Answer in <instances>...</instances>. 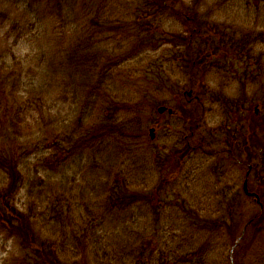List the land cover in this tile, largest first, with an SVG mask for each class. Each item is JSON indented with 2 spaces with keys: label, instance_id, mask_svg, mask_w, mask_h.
<instances>
[{
  "label": "rangeland",
  "instance_id": "1",
  "mask_svg": "<svg viewBox=\"0 0 264 264\" xmlns=\"http://www.w3.org/2000/svg\"><path fill=\"white\" fill-rule=\"evenodd\" d=\"M68 2L73 5L65 10L70 24L61 30L60 17L50 16L52 5L47 0H0V148L16 152L26 175L24 188L15 196L16 208L28 213L33 208L42 234L50 231V221L62 217L52 240L57 242V248L62 245L60 252L72 263L139 264V260L142 264L143 259L151 257L152 264H264L263 222L259 232L246 229L241 250L232 259L235 241L242 236L247 222L263 208L237 187L239 173L245 174L247 166L237 167L217 153L212 156L201 150L188 151L186 155L182 152L183 136H190L192 131L191 141L199 136L210 144L207 152H221L224 145L219 143L226 135L215 129L222 123L224 130L225 124L232 125L229 116H238L237 104L241 105L247 94L249 105L254 106L250 114L259 115L264 70L251 71L257 73L259 81L252 82L251 73L245 86L232 76V71L244 68V62L247 64L250 59L264 64V0H181L177 6L190 7L202 18L209 17L214 28L208 32L209 40L213 48L218 46L217 52L224 45V35L216 23L240 41L236 51L251 54L249 58L244 54L241 58L226 55L227 52L221 55L223 67L230 68L219 67L206 74L210 91L204 94L199 87L203 103L183 96L192 82L190 74L178 63L180 55L176 49L185 51L186 47L162 44L147 48L140 56H130L133 41L128 36L138 33L133 22L138 20L137 6H143V0H63L65 5ZM95 19L99 22L93 28ZM115 22H121L120 27ZM160 22L162 30L174 35L184 28L182 19L170 14ZM145 35L146 40L151 38ZM83 41L88 43L90 56L99 58L82 67L73 61L66 68L69 60L65 51L71 53L81 44L86 45ZM196 44L206 46L202 38ZM117 54L120 64L112 65ZM122 54L129 59L122 62ZM174 55L178 59L169 66L166 61ZM157 61L156 69L149 68ZM232 62L234 67L230 66ZM2 64L8 67L5 69ZM41 70L45 82L50 83L42 88ZM199 76H192L194 85ZM86 85L91 87L85 89ZM98 86L91 93V88ZM217 95L227 101H212ZM232 100L234 114L229 111ZM119 102L127 108L119 111ZM162 105L174 113H159L157 109ZM262 105L264 119V101ZM18 114L20 120L24 119L25 130L21 122V136L13 135L10 141L2 142L5 134L12 133V117ZM187 116L190 121L202 118L200 128L189 129ZM106 124L112 131L103 129ZM151 127L155 128V139L149 135ZM260 128L264 129V124ZM68 134H74L70 143L65 138ZM50 138L61 139L65 147L66 157L59 162L53 157ZM262 146L254 149V163L257 154L264 150ZM1 154L5 153L0 150ZM217 169H222L223 181L214 179ZM38 173L50 188L44 204L29 199L26 193ZM253 173L250 189L262 196L264 185L252 183L256 180ZM259 176L264 180L260 169ZM3 180L0 172V188ZM116 180L140 195H157L154 205L141 206L142 201H138L124 211L110 210L105 186L117 185ZM230 180L236 184L234 198L221 194ZM58 197L63 200L58 202L63 211L60 217L56 215L59 210L51 211ZM232 199L235 207L230 218ZM214 227L220 230L210 232ZM64 228L66 236L62 233ZM137 233L144 237L137 238ZM144 242L151 249L142 252ZM22 254L17 237L0 231V264H15Z\"/></svg>",
  "mask_w": 264,
  "mask_h": 264
},
{
  "label": "trees",
  "instance_id": "2",
  "mask_svg": "<svg viewBox=\"0 0 264 264\" xmlns=\"http://www.w3.org/2000/svg\"><path fill=\"white\" fill-rule=\"evenodd\" d=\"M50 5H52L51 9H49V14L52 17L58 16L60 17L59 20V28L61 30H66V27L70 24V21L67 20V14H65V10L70 7L72 9L73 5L69 2L67 5L63 3V0H47ZM143 6H137V10L140 12L138 15V20L134 21L133 24L134 30H138V33L127 35L129 39H132L133 41V52L130 56H140L141 53H143L147 48L153 47V48H159L162 44H174L176 48L180 46H184L187 49L185 51L179 50L180 48L176 49V52L180 55L179 65H182V68L190 74V80L192 79V76L194 74H199L198 81L196 85L192 82L191 88L196 90L195 96H199V87L201 86V78L205 76V74L209 71L208 68H210L214 63H221V55H223L224 52H227L226 55L233 54L234 57H243L244 55H248L251 57L250 53H241L237 48L241 44L240 41H237L235 38V35L229 34V36H224L221 39H225L227 42L222 45L226 47H232L234 48V51H229L228 49H220L218 51L217 48H213L215 46L211 45V40H209L210 35L208 34L209 31H212L214 28L212 27L211 21H209V17L202 18L199 16V13L194 11L192 8L185 7L184 5L177 6L180 4L181 0H143ZM187 8V9H186ZM172 15L177 18H181L182 22L184 24L183 30L178 35H174L172 33H168L167 31L162 30L161 27V19L166 15ZM189 16V19L186 17ZM99 20L95 19L93 23L94 26H97ZM121 22H115L117 27H120ZM108 25V24H106ZM119 25V26H118ZM105 25L101 24V27ZM127 27V25H126ZM160 29L162 32H160ZM99 31V29H96ZM101 30V28H100ZM136 30V32H137ZM143 34V36H142ZM148 34V35H145ZM145 36H149L148 40L145 39ZM158 35V36H157ZM94 37V35H91ZM202 38L205 40V45H197L196 41ZM176 42V43H175ZM82 43H86V45L81 44V47L76 49L73 52H69L67 49L65 51L64 56L66 55V58H68V66L66 68L69 69L70 64L75 61L78 66H86L88 62L91 61H97L99 58L98 55L90 56L89 47H87L88 43L86 41H83ZM180 45V46H179ZM240 52V53H239ZM122 62L129 59V56H126V54H122ZM65 58V59H66ZM176 56L174 55L171 57V59H168L166 63H170L169 66H171L173 63L172 61H175ZM178 59V58H176ZM220 59V61H219ZM247 59V58H246ZM245 59V60H246ZM113 61L115 63H112V65H119L121 61V57L115 55L113 57ZM169 61V62H168ZM163 62H165L163 60ZM67 63L64 64V67ZM111 65V66H112ZM2 66L6 69L8 66L3 65ZM110 66V67H111ZM159 66V62H155L151 66L149 65V68L156 69ZM107 67L109 71H111V68ZM159 74V72H156ZM44 70L40 71V76L42 80L41 88L46 86L47 84L50 85V83L45 82V75ZM49 72H46V77ZM162 78V77H161ZM47 81V80H46ZM155 84L160 85L158 82ZM163 87V85H160ZM91 87V85H86L85 89ZM99 89L98 87H92L91 93H94L95 90ZM200 97V96H199ZM214 101V100H212ZM199 103H203V99H199L197 101ZM215 102V101H214ZM127 106V105H126ZM123 105V103H118L117 107L119 111L127 108ZM206 111V110H205ZM230 114L235 113V108H230ZM19 113V112H18ZM6 116V114H4ZM19 115L17 117H12L13 121L10 124V129H12V133L5 134L6 137L4 140H1L2 142L10 141L11 137L13 135H19L21 136V131L19 130L20 124L22 122V130L24 119L20 120ZM7 117V116H6ZM230 117V116H229ZM109 119V118H108ZM82 120V119H81ZM186 120L189 121V125L193 127L194 130L197 129V126L201 124L202 118H194L192 121L188 119V116L186 117ZM250 128L252 130V136L250 134V152H251V163L253 167V176L256 175V180H252V183H256L257 185L263 186L264 180L261 179L259 176V169L260 173L262 168L264 167V163L260 162L262 159L257 155L256 157L257 162L254 163L253 156L254 149L256 147L260 148L259 146H262L264 149V129H261L260 127L262 124H264V121L261 122L259 119H256L255 121L250 122ZM116 130H118L116 124H112ZM110 125L106 124L103 126V129H106L107 131H112L109 127ZM19 127V128H18ZM225 124V128H227ZM254 130V132H253ZM226 138L224 140L226 141L228 139L229 134H227V129L225 130ZM1 133V132H0ZM30 133V132H29ZM260 133V134H259ZM262 133V134H261ZM74 134H68L65 138L67 142H71V139ZM24 134L22 131V138H24ZM53 141L51 143V147L54 148L55 153H53V157H56V160L59 162L60 158L66 157V150L64 145L61 142V139L59 138H50L49 141ZM65 141V140H64ZM5 154H1L0 157L2 161L0 162V172L4 176L3 180V186L0 188V231L8 233L10 236L17 237L18 241L20 242L21 248L23 250V254L20 258L15 259V264H82V263H72V261H69L62 253L60 252V247L62 249V245L58 248L56 247L57 242L53 241L52 238L54 235L57 234V230L59 227L60 220L62 217H60L63 214L62 207L58 204L63 203L61 197H58L57 202L55 203L54 207H52L51 211H57L56 213L57 218L55 219V222L50 221L47 225L48 228H50V231L48 232V229L45 235L42 234V231L37 228V221L33 217V212L31 208V211L28 213L24 209L21 211L16 208L15 204V196L17 193H19L25 185L26 181V175L24 173V169H21V161L20 157L16 155V152L13 149H7V147L0 148ZM262 151V150H261ZM56 162V161H54ZM260 162V163H259ZM263 165V166H262ZM262 167V168H261ZM38 178L33 179V186L30 188V190L27 193V197L29 199L35 198L39 200L40 204L47 203V198L43 200L44 197L50 196L48 191L50 188L47 186V181L40 177L41 175L37 174ZM117 185H109L107 184L105 186L106 189V198H107V206L110 210H127L130 207L135 206L138 201H142L141 206H145L149 204L154 205V201H156L157 195H149L143 194L140 195L136 191H133L130 186L121 185L118 184L119 181L116 180ZM38 190L36 194L33 192ZM263 195L260 196L261 203H262V209L256 213L246 224V229H254L255 232H259L262 229V222L264 223V191L262 192ZM51 204H48L50 206ZM111 206V207H109ZM51 208V207H50ZM35 214V213H34ZM198 221H202V219H199ZM196 224V223H194ZM201 226V225H200ZM202 227V226H201ZM215 228V227H214ZM219 227H216L215 229H210V232L214 230H218ZM220 230V228H219ZM246 231V230H245ZM48 233H51V235H48ZM62 233L64 236H66L67 230L64 228L62 230ZM144 234L137 233V238H142ZM82 236H85V233H83ZM245 239V233L240 236L239 240L235 241V248L233 250V258H235V255L237 254L238 250H241L243 240ZM62 243V242H61ZM65 243V242H63ZM143 249L142 252L146 251L147 248L151 249L148 242H144L142 244ZM172 256V255H170ZM188 257V253L184 255V259L186 261ZM151 257H146L142 260V264H152L150 263ZM138 260V259H137ZM146 260V263H145ZM139 264L141 263L138 260ZM166 264H174L170 261H168Z\"/></svg>",
  "mask_w": 264,
  "mask_h": 264
},
{
  "label": "flooded vegetation",
  "instance_id": "3",
  "mask_svg": "<svg viewBox=\"0 0 264 264\" xmlns=\"http://www.w3.org/2000/svg\"><path fill=\"white\" fill-rule=\"evenodd\" d=\"M199 16L202 17V15H199ZM186 17L189 19V16H186ZM215 26L219 28V30L221 31V34H223L224 36L228 37L229 34H231V32H229V31L225 32L224 30H221L220 28L222 25H218L216 23ZM221 42L223 44H225L227 41L225 39H221ZM221 48L225 49L226 47L223 46ZM227 48L230 49V47H227ZM234 60L236 61V58H234ZM230 66L234 67L235 63L234 62L230 63ZM219 67L224 68L222 62L221 63H214L210 68H208V70H209L208 72H210L213 69L219 70ZM229 68L230 67H225L224 70H227ZM257 68L259 69V71L264 70V64L260 63L259 60L253 61L250 59L247 64L244 62V68H242L240 70L234 69L232 71V76H234L236 79H239V82L243 83V85L245 86L246 84H249V75L251 73L253 75L254 74L253 70H255ZM251 71H253V72H251ZM206 74L204 77L201 78V80L203 82L201 83V86H200V90H203L204 92L202 91V93H204V94H207L210 91L209 90L210 87L205 82ZM219 74L221 75V72H219ZM255 74H257V73H255ZM255 74L252 76V82L259 81L258 76H256ZM244 75L248 76L245 80L242 79V77H244ZM190 81L194 82L193 79H191ZM192 90L195 92L194 89H192ZM242 91H243V93H245L246 88L242 89ZM219 93H220V91H217L216 94H219ZM246 94L247 93H245V95ZM259 95H260V98H258V102L261 106L262 102L264 101L263 89L261 90ZM183 96L185 97V99H188V101H191L193 99H198V100L200 99L199 96H195V93H193V95L191 97H188L186 95V90L183 92ZM194 97H196V98H194ZM241 100H242V104L241 105L237 104L239 106L238 116L237 117L234 115L230 116V117H232V120H231L232 125L226 128L227 134H229L228 139L226 141L223 139L222 143H219L220 145H222V144L224 145L221 152H217L215 150H213V152H207L206 150L210 147V144L207 142H202L201 141L202 138L201 137L199 138V136H194L195 140L191 141L189 137L190 136L193 137V135H194L193 131L191 132L190 136L188 134H184L183 139H184L185 148L182 149V152H184V154L186 155L188 153V151L191 152L193 150H201V151H203L204 154H209L212 156H216V155L221 154V155H223L222 156L223 158L226 157L232 164H234L237 167L247 166V170H246L245 174L242 172L239 173V178L237 180H240V184L237 187H238V189H240V191L243 193V195H245L247 197H251V196L247 195L245 192V183L248 182V187L250 189L249 181H250L251 174L253 173V167H252V163H251L252 158H251V152H250L249 128L251 125V123H250L251 121H255L256 119H259L261 122L264 121V119L261 118V114L263 113V109H260V106H259L258 107V109H259L258 114L259 115L257 117H255L254 115L250 114V110L252 111L254 109V106L249 105L248 94L246 95L245 99H241ZM214 101L217 103L221 102V104H222L227 100H225V99L222 100V98L217 95L216 99ZM232 101L233 102L230 104V106H231V108H235L234 100H232ZM262 107H263V105H262ZM223 125L224 124L222 123L219 128H216L215 132H221V134L225 135L226 129L225 130L223 129ZM197 128H200V126H197ZM189 129H192V127L189 126ZM254 156H255V154H254ZM259 157L262 158L260 162L264 163V160H263L264 159V150H262V152L259 153ZM254 159L255 158H253V160ZM215 166H217V165H215ZM217 170H218V172H216L214 174V176H215L214 179L216 181H223L224 180V173L220 172V171H222V169H217ZM261 173L262 174L264 173L263 168L261 170ZM224 185H226V189H222L221 194L223 196L226 195V197L230 196V197L234 198L236 196V194H235V187H236L235 182L233 180H230V181H228L227 184H224ZM234 207H235V205L233 204V199H232L230 206L228 208L230 218L233 217Z\"/></svg>",
  "mask_w": 264,
  "mask_h": 264
},
{
  "label": "water",
  "instance_id": "4",
  "mask_svg": "<svg viewBox=\"0 0 264 264\" xmlns=\"http://www.w3.org/2000/svg\"><path fill=\"white\" fill-rule=\"evenodd\" d=\"M188 95L189 96L193 95V91H189L188 92ZM158 112L161 113V114L162 113H165V112H168L170 114H173L174 113V110L172 108H169V107L163 105V106H160L158 108ZM150 137H151V139H154L155 138V128L154 127L150 129ZM245 192H246L247 195L255 196L256 199H257V201L260 203V197H259V195L256 194V193H253V192H250L249 191L248 182L245 183Z\"/></svg>",
  "mask_w": 264,
  "mask_h": 264
}]
</instances>
